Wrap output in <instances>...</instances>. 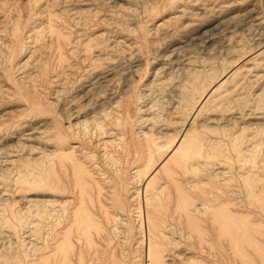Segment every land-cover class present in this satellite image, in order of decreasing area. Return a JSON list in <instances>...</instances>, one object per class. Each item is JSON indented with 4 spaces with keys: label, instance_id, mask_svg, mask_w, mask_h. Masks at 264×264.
Returning <instances> with one entry per match:
<instances>
[{
    "label": "rangeland",
    "instance_id": "obj_1",
    "mask_svg": "<svg viewBox=\"0 0 264 264\" xmlns=\"http://www.w3.org/2000/svg\"><path fill=\"white\" fill-rule=\"evenodd\" d=\"M0 264H264V0H0Z\"/></svg>",
    "mask_w": 264,
    "mask_h": 264
}]
</instances>
